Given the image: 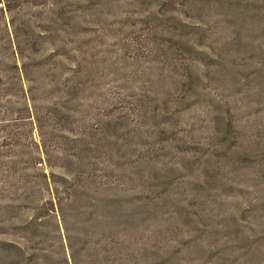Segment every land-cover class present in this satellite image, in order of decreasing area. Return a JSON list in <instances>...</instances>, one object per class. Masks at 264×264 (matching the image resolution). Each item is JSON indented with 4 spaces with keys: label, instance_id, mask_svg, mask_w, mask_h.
Masks as SVG:
<instances>
[{
    "label": "rangeland",
    "instance_id": "rangeland-1",
    "mask_svg": "<svg viewBox=\"0 0 264 264\" xmlns=\"http://www.w3.org/2000/svg\"><path fill=\"white\" fill-rule=\"evenodd\" d=\"M66 237L264 264V0H0V264Z\"/></svg>",
    "mask_w": 264,
    "mask_h": 264
},
{
    "label": "trees",
    "instance_id": "trees-1",
    "mask_svg": "<svg viewBox=\"0 0 264 264\" xmlns=\"http://www.w3.org/2000/svg\"><path fill=\"white\" fill-rule=\"evenodd\" d=\"M71 200V199H70ZM72 201V200H71ZM58 203H61L60 201H58ZM54 206H55V202H53L52 200H50L49 202H48V205L47 204H44V208L46 209V210H52V208H54ZM35 220L33 219V220H30V221H28L27 222V225H32V223L34 222ZM67 238V240H68V247H69V249H70V259H71V263L72 264H82V258H77V257H75L74 256V254H75V251H73V247H72V245H71V242H69V238L68 237H66ZM43 255L45 256V255H47V254H45V253H43ZM42 255V256H43ZM36 256H38L37 254H34V255H32V257H36ZM48 256L50 257V254H48ZM39 257V256H38ZM63 257L65 258V260L66 261H68L67 260V256H66V254H64L63 255ZM42 259V258H41ZM85 260L86 261H93V259L91 258V257H85Z\"/></svg>",
    "mask_w": 264,
    "mask_h": 264
}]
</instances>
